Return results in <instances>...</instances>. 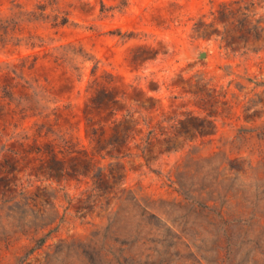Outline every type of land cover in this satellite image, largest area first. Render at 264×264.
Here are the masks:
<instances>
[{
	"label": "rangeland",
	"instance_id": "374dc122",
	"mask_svg": "<svg viewBox=\"0 0 264 264\" xmlns=\"http://www.w3.org/2000/svg\"><path fill=\"white\" fill-rule=\"evenodd\" d=\"M105 259L264 264V0H0V264Z\"/></svg>",
	"mask_w": 264,
	"mask_h": 264
},
{
	"label": "trees",
	"instance_id": "16d2710c",
	"mask_svg": "<svg viewBox=\"0 0 264 264\" xmlns=\"http://www.w3.org/2000/svg\"><path fill=\"white\" fill-rule=\"evenodd\" d=\"M65 48H69V47H62V49H65ZM71 50V49H69ZM73 51H75L74 49H72ZM77 52L75 55H82L80 51H75ZM41 92H43L42 90H38L36 89L35 90V93H33V95H31L30 97H25V101L27 103H29L30 105L28 106V109L29 110H32L34 108H37L41 103H42V98H41ZM44 100V99H43ZM97 100L96 99H93L91 101V103L89 105H87V108H90L92 106V104H95ZM119 101V98H114L113 100H110V104H115ZM116 115V113H114ZM116 122V120L114 121ZM128 139H130V136H128ZM115 143H117V141L115 140ZM64 146H65V149L70 153V154H75L77 153V151L74 149V148H71V143L69 141H65L64 142ZM63 151V150H62ZM61 153V151H60ZM53 162V167H51V169H59V163H61L59 160H52ZM100 174L99 173H96V177H99ZM104 264H114L113 260H108V259H105V261L103 260ZM117 264H120L119 261H116Z\"/></svg>",
	"mask_w": 264,
	"mask_h": 264
},
{
	"label": "water",
	"instance_id": "95a60500",
	"mask_svg": "<svg viewBox=\"0 0 264 264\" xmlns=\"http://www.w3.org/2000/svg\"><path fill=\"white\" fill-rule=\"evenodd\" d=\"M204 54H202V56H203Z\"/></svg>",
	"mask_w": 264,
	"mask_h": 264
}]
</instances>
